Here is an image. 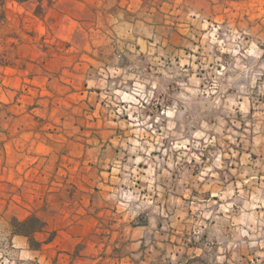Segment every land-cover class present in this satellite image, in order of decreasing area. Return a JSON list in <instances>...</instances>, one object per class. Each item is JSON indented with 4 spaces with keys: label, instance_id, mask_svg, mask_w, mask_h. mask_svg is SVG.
<instances>
[{
    "label": "rangeland",
    "instance_id": "obj_1",
    "mask_svg": "<svg viewBox=\"0 0 264 264\" xmlns=\"http://www.w3.org/2000/svg\"><path fill=\"white\" fill-rule=\"evenodd\" d=\"M263 52L264 0H0V264H264Z\"/></svg>",
    "mask_w": 264,
    "mask_h": 264
},
{
    "label": "trees",
    "instance_id": "obj_2",
    "mask_svg": "<svg viewBox=\"0 0 264 264\" xmlns=\"http://www.w3.org/2000/svg\"><path fill=\"white\" fill-rule=\"evenodd\" d=\"M14 1H16V2H18V3H24V2H28V1H32V0H14ZM33 1H37V2H43V1H51V0H33ZM263 58H264V52H263ZM31 220L32 219H27V220H25V221H23V222H20V223H18V225L20 226V227H22V228H27L28 227V225H29V223L31 222ZM36 230H35V228H32V230H28V232H22V233H25L24 235H26V236H28V237H30L31 238V235L35 232Z\"/></svg>",
    "mask_w": 264,
    "mask_h": 264
}]
</instances>
